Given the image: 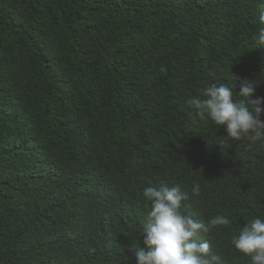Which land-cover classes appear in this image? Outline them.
Returning a JSON list of instances; mask_svg holds the SVG:
<instances>
[{"label":"trees","instance_id":"obj_1","mask_svg":"<svg viewBox=\"0 0 264 264\" xmlns=\"http://www.w3.org/2000/svg\"><path fill=\"white\" fill-rule=\"evenodd\" d=\"M262 4L0 0V264H136L161 183L188 194L183 214L229 218L198 235L210 256L250 264L231 239L264 217V140L186 101L245 78L264 98Z\"/></svg>","mask_w":264,"mask_h":264},{"label":"clouds","instance_id":"obj_2","mask_svg":"<svg viewBox=\"0 0 264 264\" xmlns=\"http://www.w3.org/2000/svg\"><path fill=\"white\" fill-rule=\"evenodd\" d=\"M259 22L264 25V4L260 6ZM256 42L264 47V27H260ZM163 70V69H162ZM255 80L243 79L238 92L234 85L212 83L200 96L189 98L186 103L200 119L207 118L214 125L225 129L227 137L250 141L264 140V98L253 99ZM200 186L194 184L192 195L198 197ZM143 197L151 209L140 230L145 247L136 246V264H220L218 255H209V239L198 240L203 234L209 237L218 226H228L226 215L217 214L204 220H196L182 212L188 194L179 185L161 183L143 189ZM231 244L236 251L250 259V264H264V217H254L245 223L239 233L233 235Z\"/></svg>","mask_w":264,"mask_h":264}]
</instances>
